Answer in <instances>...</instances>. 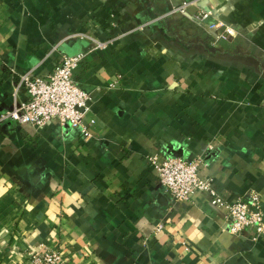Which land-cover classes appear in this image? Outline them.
<instances>
[{"label": "crops", "instance_id": "obj_1", "mask_svg": "<svg viewBox=\"0 0 264 264\" xmlns=\"http://www.w3.org/2000/svg\"><path fill=\"white\" fill-rule=\"evenodd\" d=\"M209 1L238 32L221 51L150 26L183 0H0V115L25 99L22 75L84 53L94 121L88 139L0 124V264L40 246L60 264H264V239L230 234L207 192L175 202L148 160L200 159L220 197L264 211V0Z\"/></svg>", "mask_w": 264, "mask_h": 264}, {"label": "built area", "instance_id": "obj_2", "mask_svg": "<svg viewBox=\"0 0 264 264\" xmlns=\"http://www.w3.org/2000/svg\"><path fill=\"white\" fill-rule=\"evenodd\" d=\"M148 1L152 5V0ZM176 13H183V11ZM174 14L167 19L161 18L159 24L168 23V26L172 27L174 21L179 22L178 20H181H176ZM208 17V15H204L202 20L199 18L195 20L191 17L190 20L191 22L195 20L200 26L202 24L200 21H204ZM155 30H157L156 27ZM170 30L178 40L187 41L188 37H196L195 44L202 40V36L196 35V32L194 36L191 30L180 31L177 28ZM213 31L210 33L206 30V33L213 39L210 42L207 41L205 46H212L213 49L219 51L222 50V47L218 44V40L230 37L236 32L232 27H227L222 34L218 35L215 30ZM210 43L211 46H209ZM99 47L101 48L102 45ZM84 59V53L65 55L59 66L48 77L22 75L17 83L16 91L17 93L24 91L25 99L20 103H15L11 109L2 113L0 124L12 122L18 125H31L38 130H44L49 123L57 122L62 126L68 125L79 130L84 139L90 138L89 128L94 124V121L91 120L89 123L85 121L90 97L82 90L74 76ZM148 160L156 171L161 186L175 202L190 201L198 191L207 192L211 195L213 206L224 207L227 210L229 217L228 232L230 234L241 236L250 229L254 231V241L264 239V211L261 198L258 195H251L247 200H238L234 203L225 201L212 188L211 180L200 176L202 164L200 159L187 160L176 156L163 158L153 155ZM162 229L163 226L161 225L157 227V231ZM29 257L31 264L61 263V255L44 246H40L38 251L32 252Z\"/></svg>", "mask_w": 264, "mask_h": 264}, {"label": "rangeland", "instance_id": "obj_3", "mask_svg": "<svg viewBox=\"0 0 264 264\" xmlns=\"http://www.w3.org/2000/svg\"><path fill=\"white\" fill-rule=\"evenodd\" d=\"M129 2V1H128ZM155 0H152V5H150L148 3V5L150 7H153L155 5ZM211 1L208 0H183V2L174 7V9L172 11H170L169 13H167L166 15L162 16V17H157L156 19H154L151 23L150 26L153 27V29L155 30V27L157 30L155 31H160L161 34L163 32H168L172 38H175L176 41H182L188 45H195L194 40L196 37H188V40H178L176 38V36L171 32L170 29L177 28L180 31H188L191 30L192 33H194L193 35L195 36V32L196 35H200L202 36V40H199L197 45H201V46H205L206 42L210 40H212L213 38L206 33V30H208L210 33L214 32L213 30H215V33L218 34H222L220 32V30H224L227 27H232L233 29H235V33L233 35H236L237 29L236 27H234L233 24H228L226 22L221 21L220 16L217 14V12L210 6ZM179 11H183V13H176ZM175 13V14H174ZM172 14H174L175 18L181 19L177 21H174L172 24V27L168 26V23L165 24H159V21L161 20V18H169ZM188 15V16H186ZM204 15H208L209 17L204 20V21H200L202 24L200 26H198V24L196 23V18L199 19H203ZM193 17L195 20H193L191 22L190 18ZM188 22V23H185ZM213 22V24L211 25V23ZM213 29V30H212ZM184 34V32H182ZM185 35V34H184ZM227 35V34H226ZM226 37V36H225ZM229 37L221 38L220 40H218V44H220V47H222L223 49L225 48V43H227ZM243 39L238 38V41L240 42V44H244V42L242 41ZM238 42V43H239ZM209 46H211V43L209 44ZM212 47V46H211Z\"/></svg>", "mask_w": 264, "mask_h": 264}, {"label": "water", "instance_id": "obj_4", "mask_svg": "<svg viewBox=\"0 0 264 264\" xmlns=\"http://www.w3.org/2000/svg\"><path fill=\"white\" fill-rule=\"evenodd\" d=\"M176 157H182V156H176Z\"/></svg>", "mask_w": 264, "mask_h": 264}]
</instances>
